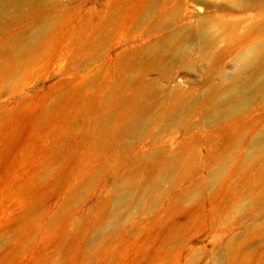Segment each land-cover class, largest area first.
<instances>
[{
	"label": "rangeland",
	"instance_id": "1",
	"mask_svg": "<svg viewBox=\"0 0 264 264\" xmlns=\"http://www.w3.org/2000/svg\"><path fill=\"white\" fill-rule=\"evenodd\" d=\"M110 1L60 14L64 31L98 25ZM13 16L6 34L29 27ZM164 35L129 34L112 61L68 36L0 70V264H264V94L215 119L217 96L201 98L233 58L147 60ZM142 86L159 117L134 134Z\"/></svg>",
	"mask_w": 264,
	"mask_h": 264
},
{
	"label": "bare ground",
	"instance_id": "2",
	"mask_svg": "<svg viewBox=\"0 0 264 264\" xmlns=\"http://www.w3.org/2000/svg\"><path fill=\"white\" fill-rule=\"evenodd\" d=\"M220 1L111 0L109 11L98 25L64 31L60 14L86 8L97 0H0V35L3 36L0 38V70L3 74L19 68V58L35 60L44 57L55 41L68 36L83 46L82 51L90 61L101 57L118 60L126 53L120 52L116 58L113 53L126 36L145 29L152 38L163 30L164 37L146 48L147 60H154L159 65H182L191 71L195 69L194 62L189 60L192 51L214 63L227 56L233 58L232 70L228 72L221 64L217 71L218 80L201 98L208 101L217 96L215 119L231 116L249 103L250 92L258 96L264 94V0H238V4H234V0H225L228 9ZM190 4L197 5L195 20L188 9ZM209 9L214 14H204ZM10 10L14 12L13 22L31 26L6 34ZM118 35V41L112 43ZM222 43L225 45L220 46ZM107 68L110 69V65ZM179 89L178 83L172 87L174 93ZM140 90L138 96L144 105L141 110H135L128 127V131L134 134L148 131L159 117L151 112L158 101L157 95L148 92L147 86ZM184 104V98L180 96L172 106L165 105L169 113L167 117L175 119ZM258 144L255 143V148Z\"/></svg>",
	"mask_w": 264,
	"mask_h": 264
}]
</instances>
